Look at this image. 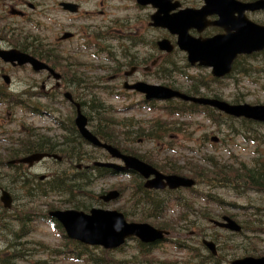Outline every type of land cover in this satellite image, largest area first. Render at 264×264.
<instances>
[{
    "label": "rangeland",
    "instance_id": "1",
    "mask_svg": "<svg viewBox=\"0 0 264 264\" xmlns=\"http://www.w3.org/2000/svg\"><path fill=\"white\" fill-rule=\"evenodd\" d=\"M61 0H36L39 6L41 5L43 9H47L48 13L43 14L46 18L42 19L38 16L35 17L33 22L40 25L42 23L44 25L43 31L40 29L37 31L34 28L22 26L21 28L25 32H29L31 35H40L43 37H47L49 41L54 40L53 37H58L62 35L64 32L75 33L78 31V25H93L98 24L101 28V31H106L111 29L109 32L116 35L120 34L122 36L131 35V36H140L144 37L146 40L149 38L154 40L162 35H165L164 32L156 31L149 29L147 27V22H145V14L146 12L150 13L149 10H136L133 7L132 0H85L81 2L82 7L80 11L87 12V14L77 22L76 17L69 16L58 12L52 6L56 2H60ZM70 1V0H69ZM80 18V17H77ZM252 19L259 21L260 23H264V13L255 15ZM112 21V22H111ZM129 29V30H128ZM0 35L2 33L0 31ZM76 38V37H75ZM25 37L20 33V41H24ZM19 41L18 37H14L12 42L16 43ZM153 42V41H152ZM76 41L73 44L66 45L63 47V51L78 50L77 46H74ZM83 45L82 40L78 43V47L80 48ZM109 45V43H108ZM149 45V43H148ZM151 45V44H150ZM110 46L115 47V45L111 44ZM149 49V48H148ZM116 53H119L118 49H114ZM153 52V50H152ZM66 54V52H64ZM130 59L132 60H142L146 59L144 63H148L155 58L154 53H150L144 51V47L138 48L137 50H131L129 52ZM77 59L75 62L87 63L93 66L98 64L97 62H90L87 59L86 53H78ZM263 56H257L253 59H248L245 63V67L249 70L248 72H235L229 79H225L222 81V84L219 86H215L214 92L225 102L234 103V104H264V60ZM79 59V60H78ZM127 60L121 61L124 63ZM171 60L176 62L178 65H183V60L180 54H175ZM102 63V61H101ZM143 63V64H144ZM104 65V64H103ZM251 65V66H250ZM108 67L107 71H98L89 72L88 74L79 72H74V68L67 67L62 68L63 74L67 79H71L73 75L84 77L86 83H91L92 85L96 81L97 84L101 85V87L106 88L107 90L113 93V96H106L98 90L88 89V94L86 90H79L72 86H67L65 91L69 93L78 95L81 99L86 100L91 95L95 96L99 101H101L106 107V110L114 109L115 113L111 114L110 119L113 121H121L134 119L135 122L140 125H144L143 123H152L151 120L155 117H160L163 121H173L177 123V126L181 131L170 134L167 138H164L163 141H152L144 138H139L138 141L127 143L123 147L127 149V151H131L134 154L139 156H143L146 160H149L153 164L157 166L164 167L163 165H167L169 167L175 168L178 175H182L185 177H192V173L187 170L190 165H193V169L199 167V159L204 161L206 157H212L216 162H220L221 164L228 166H238V163H243L247 165H251V162L255 158L262 157L264 160V125H255L249 126V128H244L241 124L237 123L239 121L231 122L226 121L222 123L220 129L216 130L214 125L209 123L208 120L203 119L202 115L195 114L193 117H185V118H166L165 115H161L159 113H163V106L159 104H155L156 110H145L144 108L139 107L138 105H133L140 96L137 95H129L118 91L117 86L122 85V81H118L116 83L110 82V79L114 75L111 72V68L113 66L111 64L105 65ZM139 69L136 74H134L129 82L132 83L137 80L146 81L150 84L154 82V84H166V81H159L154 78L153 75L149 77H145L142 73V68L144 65L138 63L136 65ZM27 68L21 69L20 72L14 71H6L4 74H7L10 79V90L14 93L18 94L21 90L27 88L28 85L33 84V82L39 77H35L31 73H28ZM123 72L129 71V68L123 69ZM57 72H61L58 71ZM184 72L188 75L193 76H201L207 77L209 74V70L207 69H184ZM61 75V74H60ZM175 85L174 87L179 88L181 90H185L184 87L188 86V83L181 80L179 76L174 77ZM99 81V82H98ZM0 82L1 79H0ZM158 82V83H155ZM3 83V82H2ZM41 83V80L38 81ZM54 84L53 81L46 83L44 90H48ZM65 84V83H64ZM117 85V86H116ZM31 91V90H30ZM87 94L88 96H85ZM116 94L121 95V97L116 98ZM62 111V110H59ZM112 112V111H111ZM89 111H86V117L90 119ZM164 114V113H163ZM65 115V113H62ZM92 118H96L94 114H91ZM233 122V123H232ZM174 124V123H173ZM22 125L26 128L30 129L32 133L36 135H41V128H52L47 119H42L38 117H33L27 112H23L18 108H9L5 106H0V162H6L10 159V155L20 156V139L21 141H25V138L20 137V126L22 130ZM146 126V125H145ZM229 128V131L226 129ZM39 132H41L39 134ZM119 129H116V133H120ZM240 135V136H238ZM246 136L247 138H245ZM23 137V136H22ZM48 137H52L49 136ZM216 137V142H211L210 138ZM248 137L256 138L255 142H250ZM134 136L131 135V139ZM207 141V142H206ZM18 142V144H17ZM88 152L94 154V159L103 158L104 153L89 151ZM101 161V160H100ZM62 167L55 166L51 161H44L39 165L35 166L32 171L37 175H46L49 172H54L55 170H59ZM2 176H8V178L3 179L2 177V189H5L10 192L13 197V205L11 210L8 212L12 215H17L22 212H40L47 213L52 208L58 210H66L71 209L69 204H61V202L56 201H34L30 202L28 200L23 199V191L19 189L18 185H13L11 181V175L7 174L6 169L1 172ZM10 177V178H9ZM10 180V181H9ZM132 179L127 176H118V177H108L98 182L96 186H94L90 191L92 196L95 198L97 195H104L110 191L118 190L121 191L123 189H127L131 187ZM199 191H204L201 187H197ZM20 190V191H19ZM215 195L221 196L223 201L220 205V209L213 206H204L203 202L195 199V195L190 192L179 191L174 196H171L172 201L170 205L168 204L167 212L164 214V221L167 225H169V232L173 233L169 239L174 241L175 239H182L187 241L186 243L190 246H194L196 248H200L199 238L194 236V231L191 229L190 231H183V227L185 226V222L181 221L179 218L182 215L181 213L184 210L175 204L176 197L180 196L183 200H189L191 207L194 209L192 216L187 217L189 221H194L197 223L196 225L201 227L204 230L205 238L212 240V238L217 239V241L221 242L226 239L228 234L227 232L215 229L208 228L209 225L206 222L200 221L199 213H204L205 215L210 216L214 220H220L222 216H227L232 218L236 223L245 227L248 226V223H244V221H249L250 216L248 213L253 212L254 208H262L264 209V195L258 193H246L247 195L244 198L237 199L234 197L233 193L226 189H217L213 191ZM128 195V190H127ZM125 194L123 197L121 196L120 200L116 203L111 204H93L92 207H100L108 210H126L128 207V197ZM176 196V197H175ZM219 199V198H218ZM48 205V206H47ZM240 207H244L246 209L243 210ZM23 209V210H22ZM259 222L254 225L256 228V233L246 234L252 238V240L245 241L241 237H232L234 242L233 244L240 247V253L236 254L234 258H240L243 255L242 252L247 248L252 249L253 251L250 254L246 253L248 256L255 257H264V211L261 216L257 217ZM34 222L30 223L29 226L32 227L31 232H28V236L18 240L20 243L24 244L26 249H34L32 251H28L27 253H31L26 260H21L18 264H34L35 262H44V264H90L85 259L80 256V261L74 260V257L69 255L61 254L62 251H65V242L63 238L58 234L57 231H54L52 226H50L49 222L46 219L39 218V215L34 216ZM42 219V220H40ZM133 219L135 221L137 218H128ZM137 222V221H135ZM152 226L158 224L152 223L150 221H146ZM18 223L15 222L13 226L15 229L18 227ZM7 229V228H6ZM187 233V238H182L184 234ZM181 237V238H180ZM259 239L257 242L253 239ZM12 236H10L7 231L3 228H0V254L6 256L5 249L7 248V244L9 240H12ZM166 241L165 244H160L159 246L153 247L150 251L147 249L141 248L139 249L136 241H129L126 243V246L120 249L119 251H112L111 254H101L100 249H94L96 255L100 256L103 259L105 257H110L109 264H119L118 262H122V264H147V259L152 261H158L160 264H190L191 258L188 256L187 252L176 250L173 246L172 241ZM242 243V245L240 244ZM39 245L41 247H39ZM219 248V254L222 256H226L228 254V250H224ZM227 247L230 245L227 244ZM42 248V249H40ZM44 248V249H43ZM201 249V248H200ZM228 249V248H227ZM20 252V247L17 248ZM56 251V253H54ZM147 252V253H143ZM202 254V252H201ZM150 257V258H148ZM107 264V263H104Z\"/></svg>",
    "mask_w": 264,
    "mask_h": 264
},
{
    "label": "trees",
    "instance_id": "2",
    "mask_svg": "<svg viewBox=\"0 0 264 264\" xmlns=\"http://www.w3.org/2000/svg\"><path fill=\"white\" fill-rule=\"evenodd\" d=\"M97 36L101 37L100 34H97ZM109 38L111 37H107L106 39ZM46 45L47 44L43 43L42 40L37 39V37L29 36L22 43H20V49L22 51L38 53L46 60L53 62L57 54L47 48ZM96 47L99 49L100 45H96ZM122 48L123 52L129 51V48L126 46H123ZM151 48L155 50L154 42L151 44ZM108 51L111 52L108 48H105V55L107 59H109ZM175 54L177 53L174 52L170 55L162 56V60H159V62L153 69L154 78L165 80L166 82L170 83L169 85H171V87H173L175 85L174 82H176L174 77L179 76L188 83V86L184 87L185 90H182L185 94L190 96H207L211 98H219V96L214 92V90L211 88V84L209 83L216 84L217 86L221 85L222 83L214 79L206 80L207 78H210L209 76L205 78L201 76H189L185 74L184 69L186 66L184 62L182 61L183 65L180 66L176 62L171 60V58ZM261 56L264 57V53H262ZM255 57L256 56H253L250 59H253ZM153 60L154 59H152L151 61ZM247 60V58H240L238 61H236L232 74L237 71L248 72L249 70L245 67V63L247 62ZM110 61L113 62V59H111ZM146 64L147 63H144L143 65ZM74 72L84 73L83 70L77 68L74 69ZM232 74L230 75V77L232 76ZM67 80L68 86H72L81 91L86 90L87 94L88 89L90 90L98 87L95 84L90 85L91 83H86L84 77L80 76L73 75L70 80ZM175 89L181 91L179 88ZM101 90L103 94H112L106 88L101 87ZM87 94H85V96H88ZM37 96L43 99L42 101L45 102L44 105H47L46 103L50 105L57 103L56 95L52 96L50 94L39 92L31 93L28 88L21 90L20 95H16L8 92L6 89L0 88V104L10 105L13 107L20 105L21 109L29 108L30 111L34 113H36L37 109L32 101L36 102ZM75 99L79 102L81 109L84 111V114H86V111H89L88 115L90 114V119H88V122H90V131L101 141L119 148L125 154H130L139 158L143 162L154 166L161 172H164L166 174H177V170L175 168L169 167L167 165H163L164 167L157 166L149 160H146L143 156H139L132 153L131 151H127V149L123 147L124 145H127V143L138 141L139 138H144L146 140L152 139L153 141H163L164 138H167L170 134L181 131L177 126V123L173 121H163L159 116L152 119V123L147 122L143 123L144 125L140 126L139 123H136L130 119L128 121L124 119L121 121H113L112 119H110L111 114L113 113L111 112L112 108L110 110H106V107H104L103 103L99 101L95 96L91 95L86 100H83L80 97H75ZM236 102L237 101H235L234 103ZM45 108L47 107L45 106ZM152 108H155V106H153ZM162 111L164 114L161 113V115H165L166 118H180L198 112L196 106L179 101H172L167 103ZM201 112L207 119L215 120L214 123L216 124V126H219L220 123L223 122L226 123V121L231 122L230 119L223 118V116H220L218 113L209 108H203L201 109ZM49 114L51 116H55L54 113ZM91 114H94L96 118H92ZM65 116L68 118L70 117L68 116V113H66ZM238 123H241V126L244 128H249V123L245 121H239ZM229 128L232 127H228V129ZM116 129H119V131L122 132L116 133ZM131 135L134 136L133 139H131ZM24 137L25 141H20V156L10 155L9 160H15L21 156L36 152L60 154L62 159H64L67 163H71L73 165L86 161L92 162L96 159H99V157L94 159V154L88 152L84 148V142L77 136V134H74L70 130L68 131V135L60 134L57 136V138L48 137L47 135L42 134L33 136L32 134L27 133H25ZM90 150L93 152H98L94 149ZM199 162L200 168L197 167L193 169V165H190L187 170L192 173V177H194L193 179H195L196 181V186L201 187L204 191L192 189L189 190V192L191 194H194L198 198L203 199V203L205 205H214L215 207L220 208V205L222 203L221 200L223 199L221 196L215 195L213 193V191L217 189L229 190L233 193L234 197L239 199L244 198L247 195L246 193L248 192L264 195V160L262 157L253 159L251 165L238 163V166L235 167L221 164L219 161L216 162L212 157L204 158L203 162L200 158ZM21 167L22 166H20L19 170L18 166L4 165L2 164V162H0V188H3L1 184L2 177L3 179L8 178V176L1 175V172L6 169L7 174L11 175V178L9 177L11 181H9L14 186L18 185L19 189L23 191V199L30 202H48L56 200L58 202H61L59 207H61V204H69L72 208L82 211H87L93 206L94 203H97L95 199L96 197L94 198L92 196L90 189L92 185H94V181H97V179H99L97 177L102 176L105 172V170L102 169H95V171L92 170L90 171V173H83L80 171L72 172L68 170L55 172V174L51 175L50 179L38 181L36 178H34V176L26 173L25 170H23ZM131 178L133 182L131 183V187L121 190L123 196L125 194L127 195L128 190L127 200L129 205L125 208L126 210H123V214L129 218L136 217V220L140 222L150 221L152 223H156L158 224V226L155 225L156 227L164 230H169L170 227L166 224L163 217L168 209V204L170 205V202L172 201L171 196L173 193H169L167 191L155 193L154 191L145 190L143 188L142 181L138 177L132 176ZM180 202L181 203L176 204H178L184 210L179 218L181 221L185 222V226L183 227L184 229L182 230L190 231L191 229H193L194 231H197L195 233L196 236L206 237V235L203 233L204 230L201 227L197 226V223H195L194 221H189L187 219V217L194 215V211L190 205V201L182 199V201ZM49 207L53 209L52 206L49 205ZM243 210L246 211L244 207ZM263 211L264 209L258 207L254 208L253 212L248 213V215L250 216V220L244 221V223H248L249 225L246 227L244 225L240 234H230L226 237V239H224V241L221 242L217 241L215 236L214 238H212V240L216 244L219 245L220 243V248L226 251L228 250V254L226 256H223L225 257L223 258L225 262L226 260L228 261L229 259H233L236 254L240 253V247L233 244L234 242H232V237H241L246 242L252 240V238L248 236L245 231H248L249 233H256L257 227L254 224L259 222L257 217L261 216ZM0 212V228H4L7 233L13 238L12 240L8 241L7 248L4 251L5 253H7L6 256L0 254V264H18V262H20L21 260H26V258L31 255V253H27L28 251L34 250L30 248L26 249V247H24V244L20 243L18 240L21 241V239L26 238L28 236V232H31L32 227L29 226V224H32V222H34L33 218L37 215L35 214L37 212L21 211L17 215H12L8 213V211L3 210H1ZM199 215L200 221L206 222L208 224L209 220L212 219L210 216L205 215L201 212L199 213ZM39 218L46 219V217L42 216L41 214H39ZM15 222L19 224L16 229L13 226ZM54 228L56 229V231H61L58 225H54ZM208 228H213V226L211 225ZM186 234L187 233H185L184 235ZM253 240H256L257 242L259 241L258 238ZM180 244L185 245L184 247L192 252L196 264H220L219 259H213L209 254H199L197 251L199 250L198 248L190 247L184 241H176L174 243V246L177 249L182 248ZM227 244L230 245V247H227ZM240 244L242 245V243ZM18 247H20V252L17 250ZM39 247L41 246L39 245ZM140 248L141 251H143L142 247ZM82 250L84 251V254H86L87 261L90 264L110 263L109 256L105 257L106 259H103L100 257H96L94 255L95 252L92 249L82 248ZM251 251L253 250L247 248L242 252H245L243 253V255H246V253L250 254ZM101 254L109 255L111 253L101 252ZM191 260L193 259L191 258ZM118 263L122 264L121 261ZM146 263L160 264V262L152 261L150 259H147ZM34 264H44V262H35Z\"/></svg>",
    "mask_w": 264,
    "mask_h": 264
},
{
    "label": "water",
    "instance_id": "3",
    "mask_svg": "<svg viewBox=\"0 0 264 264\" xmlns=\"http://www.w3.org/2000/svg\"><path fill=\"white\" fill-rule=\"evenodd\" d=\"M171 0H137L140 5L150 4L157 11L151 16L153 27L166 29L171 35L177 36V46L185 51L191 65L198 62L199 66L212 68L211 74L215 78H222L231 70L233 61L239 54H252L264 50V27L253 24L243 19H233L232 13L243 11L264 10V0L251 4H241L234 0H203L205 6L199 11H181L170 14L178 5H172ZM66 9L75 10L74 6L66 5ZM212 14L220 18L212 24L205 21L207 16ZM207 25H215L226 31L225 35H218L209 39H193L188 36L187 31L195 28L198 32ZM67 36V35H65ZM158 49L170 53L173 49L171 44L163 39L157 42ZM0 57L6 62H17L18 65L30 64L33 70L47 69L55 79L59 76L51 69L41 64L32 57L16 51H0ZM125 88L135 90L145 95L146 100H170L180 99L194 104L210 106L219 111L234 117H244L248 120L264 123V105H229L216 99L189 97L178 91L162 86H152L144 83L125 85ZM66 97L70 98L68 94ZM76 106V118L74 124L80 135L91 145L102 148L112 159H119L123 166L114 164L96 163V166L116 168L118 170H131L142 178L146 179L144 186L152 189H177L180 187H191L194 181L176 175H162L153 167L141 162L139 159L121 154L116 148L103 144L97 140L86 128V118L81 114L79 105ZM47 157L46 154H32L18 160V163L31 166L34 162ZM55 157V156H52ZM56 158V157H55ZM58 159V158H57ZM153 178L150 179V177ZM118 192L112 191L102 196L104 202L117 199ZM3 206L9 208L11 199L6 192H2L0 198ZM48 216L56 219L64 228L66 237L79 243L90 246H101L105 249H114L122 245L127 238L137 237L143 243H154L162 240L166 232L152 228L146 224L126 223L122 214L116 211H104L91 209L89 214L68 211H52ZM225 223L215 222L214 224L233 232L240 231L239 226L228 218H223ZM204 246L211 253L215 254V247L212 242L203 241ZM230 264H264V258H244L235 260Z\"/></svg>",
    "mask_w": 264,
    "mask_h": 264
},
{
    "label": "flooded vegetation",
    "instance_id": "4",
    "mask_svg": "<svg viewBox=\"0 0 264 264\" xmlns=\"http://www.w3.org/2000/svg\"><path fill=\"white\" fill-rule=\"evenodd\" d=\"M36 0H0V23L3 26H0V31L2 33V36L0 35V48L3 49H9L12 48L8 46L7 44L9 42H12V39L14 37H18L19 41L17 42V46L15 49H20V27L23 23V21L26 18H35L36 16H29L28 13H26L25 8L29 10V12H34L38 14V4L35 3ZM181 5L184 7H196V4L192 0H180ZM21 25V26H20ZM22 51V50H21ZM26 52L33 57L37 58L38 60L46 62L48 65H50L55 70H59L60 74L64 73L62 68H67L64 65H66L64 60H60L57 58H54L53 62H49L44 57H42L38 53H31L29 51H23ZM8 69H12L9 65H6ZM39 76L46 75V72H41L38 74ZM47 79V78H46Z\"/></svg>",
    "mask_w": 264,
    "mask_h": 264
}]
</instances>
